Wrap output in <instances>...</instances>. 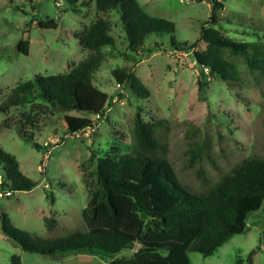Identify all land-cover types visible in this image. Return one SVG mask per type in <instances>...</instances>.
Here are the masks:
<instances>
[{
    "label": "rangeland",
    "instance_id": "rangeland-1",
    "mask_svg": "<svg viewBox=\"0 0 264 264\" xmlns=\"http://www.w3.org/2000/svg\"><path fill=\"white\" fill-rule=\"evenodd\" d=\"M218 1L221 21L215 27L236 39L259 41L264 53V0ZM138 2L147 14L173 21L174 40L186 46L198 37L211 12L209 0ZM84 3L73 11L64 10L66 0H0V104L18 82L35 74L68 71L92 54L75 33L102 14L90 0ZM103 16L109 19L114 44L102 48L105 57L95 66L93 81L113 96L105 116L62 111L39 99L0 111V146L16 157L25 175L36 180L29 190L0 197V214L7 213L16 226L43 237L85 230L80 211L96 186V153L130 144L137 112L144 120L164 119L157 131L163 150L179 177L198 190L216 182L243 156L264 155V73L250 70L245 56L224 50V56L235 63L237 75L229 81L213 77L199 97V69L192 50L203 49L204 42L189 49L174 48L170 33L150 34L145 48L133 52L125 46L119 13L113 10ZM51 18L56 27H40L39 20ZM26 38L28 54L17 49ZM121 66L132 67L149 88L147 97H137L128 82L118 86L110 71ZM67 115L76 120L72 126ZM18 121L31 140L22 136ZM203 174L206 182H202ZM46 217L55 220L51 229ZM246 224L244 232L231 235L212 254L188 251L191 264H239L252 249L253 264H264V199L248 214ZM134 249L115 254L76 251L59 257L23 251L0 229V264H10L13 253L22 264H107L115 257L130 256Z\"/></svg>",
    "mask_w": 264,
    "mask_h": 264
},
{
    "label": "trees",
    "instance_id": "trees-1",
    "mask_svg": "<svg viewBox=\"0 0 264 264\" xmlns=\"http://www.w3.org/2000/svg\"><path fill=\"white\" fill-rule=\"evenodd\" d=\"M67 8L79 11L85 0H66ZM87 2V1H86ZM211 12L200 26L198 37L187 46L177 43L172 35L174 22L147 14L138 0H90L96 16L75 33L83 48L92 53L68 71L35 74L18 82L10 95L0 104V111L26 101L39 99L62 111L94 112L105 116L113 96L100 89L93 81V70L104 59L102 48L113 46L109 33V19L104 13L116 10L124 32L126 48L140 52L150 34L170 33V45L189 49L204 42L203 49L192 50L198 64L196 78L199 97L208 81L220 78L232 80L237 75L233 61L224 50L243 55L250 70L264 73V53L257 40L236 39L224 35L215 27L221 21L217 13L222 3L209 0ZM42 28L56 27L54 19L39 20ZM28 38L17 44V49L28 54ZM126 55V53H123ZM118 86L128 82L137 97H147L149 88L135 75L132 67H114L110 71ZM70 126L76 120L65 116ZM163 118L144 120L137 112L130 144L124 149L102 150L96 153L95 179L88 200L80 215L85 230H73L65 235L43 237L16 226L7 213L0 214V229L26 252L57 255L76 251H105L112 254L135 248L130 256L115 257L107 264H191L188 251L212 254L231 235L246 230V219L257 210L264 199V155L248 154L224 171L219 179L205 190L185 183L173 162L165 154L158 138ZM4 127H9L3 121ZM20 132L26 131L20 121ZM28 123V122H27ZM1 127V126H0ZM31 140V138L29 139ZM34 146H39L36 141ZM207 176L203 174L202 182ZM36 180L25 175L16 157L0 146V188L29 190ZM8 197V196H6ZM54 219L46 217L48 229ZM264 238V231L262 233ZM252 249L239 264H253ZM10 264H22L18 254L10 255Z\"/></svg>",
    "mask_w": 264,
    "mask_h": 264
},
{
    "label": "built area",
    "instance_id": "built-area-1",
    "mask_svg": "<svg viewBox=\"0 0 264 264\" xmlns=\"http://www.w3.org/2000/svg\"><path fill=\"white\" fill-rule=\"evenodd\" d=\"M10 195H12V191L11 190H9V189H2V188H0V197H2V196H10Z\"/></svg>",
    "mask_w": 264,
    "mask_h": 264
},
{
    "label": "crops",
    "instance_id": "crops-1",
    "mask_svg": "<svg viewBox=\"0 0 264 264\" xmlns=\"http://www.w3.org/2000/svg\"><path fill=\"white\" fill-rule=\"evenodd\" d=\"M57 256H59V257H60L61 255L59 254V255H57ZM59 257H58V258H59ZM105 263H106V261H105Z\"/></svg>",
    "mask_w": 264,
    "mask_h": 264
}]
</instances>
